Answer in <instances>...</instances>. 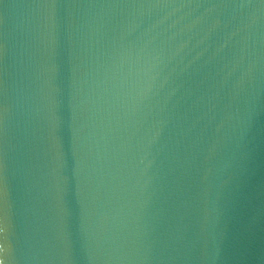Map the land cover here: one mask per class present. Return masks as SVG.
Masks as SVG:
<instances>
[{
	"label": "water",
	"instance_id": "obj_1",
	"mask_svg": "<svg viewBox=\"0 0 264 264\" xmlns=\"http://www.w3.org/2000/svg\"><path fill=\"white\" fill-rule=\"evenodd\" d=\"M4 264H264V0H0Z\"/></svg>",
	"mask_w": 264,
	"mask_h": 264
},
{
	"label": "clouds",
	"instance_id": "obj_2",
	"mask_svg": "<svg viewBox=\"0 0 264 264\" xmlns=\"http://www.w3.org/2000/svg\"><path fill=\"white\" fill-rule=\"evenodd\" d=\"M0 251H3V249L0 248ZM0 264H4V261L2 259H0Z\"/></svg>",
	"mask_w": 264,
	"mask_h": 264
}]
</instances>
